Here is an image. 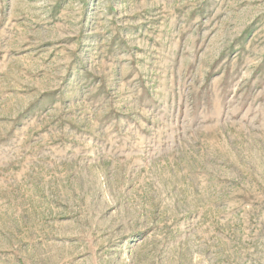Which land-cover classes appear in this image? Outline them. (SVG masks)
Masks as SVG:
<instances>
[{"label": "rangeland", "instance_id": "1", "mask_svg": "<svg viewBox=\"0 0 264 264\" xmlns=\"http://www.w3.org/2000/svg\"><path fill=\"white\" fill-rule=\"evenodd\" d=\"M0 264H264V0H0Z\"/></svg>", "mask_w": 264, "mask_h": 264}]
</instances>
